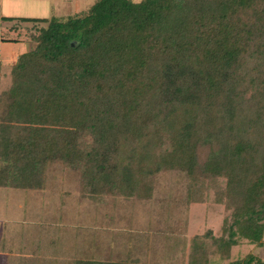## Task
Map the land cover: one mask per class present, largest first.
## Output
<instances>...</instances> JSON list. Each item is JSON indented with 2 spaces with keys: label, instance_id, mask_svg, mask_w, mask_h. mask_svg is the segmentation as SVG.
<instances>
[{
  "label": "trees",
  "instance_id": "1",
  "mask_svg": "<svg viewBox=\"0 0 264 264\" xmlns=\"http://www.w3.org/2000/svg\"><path fill=\"white\" fill-rule=\"evenodd\" d=\"M17 19L46 27L0 96V187L38 186L57 154L92 195H132L139 178L178 169L190 195L223 181L230 208L227 237L195 235L191 264L261 244L264 0H97L72 18Z\"/></svg>",
  "mask_w": 264,
  "mask_h": 264
},
{
  "label": "rangeland",
  "instance_id": "2",
  "mask_svg": "<svg viewBox=\"0 0 264 264\" xmlns=\"http://www.w3.org/2000/svg\"><path fill=\"white\" fill-rule=\"evenodd\" d=\"M95 1L0 0V96L11 85V65L33 46L35 28L46 27L15 18L2 20L1 12L14 10L22 18L63 20L85 12ZM198 151L200 160H204L209 148L200 147ZM223 186V181L220 188L204 183L190 195L186 174L173 169L139 178L132 195H92L86 191L77 167L57 154L46 160L38 186L25 190L0 187V230L9 226L19 231L21 227L22 234L23 227L29 225L40 233V264L89 260L191 264L195 235L209 230L216 237H227L223 230L231 224L230 208ZM9 227L6 230L13 232ZM5 234L0 232V236ZM4 246L6 239L2 237L0 249ZM10 247L15 248L12 244ZM263 249L264 245L239 240L226 260L210 253L209 263L228 264L249 253L264 258Z\"/></svg>",
  "mask_w": 264,
  "mask_h": 264
},
{
  "label": "crops",
  "instance_id": "3",
  "mask_svg": "<svg viewBox=\"0 0 264 264\" xmlns=\"http://www.w3.org/2000/svg\"><path fill=\"white\" fill-rule=\"evenodd\" d=\"M8 13L10 15H8ZM1 16L7 17V18H15V19L22 18L21 16H18L17 13L14 12V10L6 11V13L1 12ZM30 188L32 187H27L24 189H17V190H25V189H30ZM5 227H9V226H5ZM5 227H3V230L1 229L0 232L2 231V232H5L6 234L4 236H0V238L3 237L4 239H6L7 247L4 246L3 250L0 249V258L4 256L3 257L4 259H0V264H40L41 254L39 253V249L41 251V246L39 245L40 243H38L39 240L41 239L40 233H37L29 225L26 227H23L24 229L22 231L24 232L22 234H20L19 232L21 227H18L20 228L19 231H15L14 227H9L12 229L13 232H10L8 229L6 230ZM42 237L44 238V236ZM263 238H264V234H263ZM11 244L15 246L13 250L10 247ZM260 245L261 246L264 245L263 240ZM263 252H264V249L262 253ZM43 255H42V258L46 259V257ZM261 259L264 260V258H261Z\"/></svg>",
  "mask_w": 264,
  "mask_h": 264
}]
</instances>
